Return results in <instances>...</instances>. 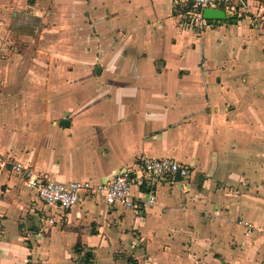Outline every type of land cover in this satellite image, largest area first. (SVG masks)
Wrapping results in <instances>:
<instances>
[{
  "label": "crops",
  "instance_id": "obj_1",
  "mask_svg": "<svg viewBox=\"0 0 264 264\" xmlns=\"http://www.w3.org/2000/svg\"><path fill=\"white\" fill-rule=\"evenodd\" d=\"M244 2L196 33L173 0H0V264H263L264 2ZM141 155L189 176L135 180L140 211L47 206L12 167L101 182Z\"/></svg>",
  "mask_w": 264,
  "mask_h": 264
},
{
  "label": "built area",
  "instance_id": "obj_2",
  "mask_svg": "<svg viewBox=\"0 0 264 264\" xmlns=\"http://www.w3.org/2000/svg\"><path fill=\"white\" fill-rule=\"evenodd\" d=\"M179 7L180 23L185 27L193 28L200 33L205 28L214 26V23L203 16V10L208 7H224L226 12L235 16H241L244 0H173ZM16 172L23 175L27 186L37 192L39 198L47 206H58L62 209H70L83 197L96 196L108 205H121L140 211L145 205L155 202V196L148 193L145 196H137L132 190L135 180L147 181L155 177L167 176L171 180L183 179L189 176V167L180 161L170 157L151 158L141 155L135 162L118 171L110 178L101 182L88 180H71L60 182L45 174L33 173L23 162L16 161L12 165ZM246 233L251 231L246 224ZM264 264V262H263Z\"/></svg>",
  "mask_w": 264,
  "mask_h": 264
},
{
  "label": "water",
  "instance_id": "obj_3",
  "mask_svg": "<svg viewBox=\"0 0 264 264\" xmlns=\"http://www.w3.org/2000/svg\"><path fill=\"white\" fill-rule=\"evenodd\" d=\"M203 16L207 19H212V18L224 19L225 13L223 10L219 8L208 7L203 10Z\"/></svg>",
  "mask_w": 264,
  "mask_h": 264
},
{
  "label": "trees",
  "instance_id": "obj_4",
  "mask_svg": "<svg viewBox=\"0 0 264 264\" xmlns=\"http://www.w3.org/2000/svg\"><path fill=\"white\" fill-rule=\"evenodd\" d=\"M32 1H33V0H28L29 3H31ZM260 1L264 2V0H260Z\"/></svg>",
  "mask_w": 264,
  "mask_h": 264
}]
</instances>
